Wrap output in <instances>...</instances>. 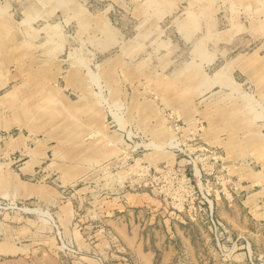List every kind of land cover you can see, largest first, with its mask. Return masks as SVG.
I'll return each mask as SVG.
<instances>
[{
	"label": "rangeland",
	"instance_id": "1",
	"mask_svg": "<svg viewBox=\"0 0 264 264\" xmlns=\"http://www.w3.org/2000/svg\"><path fill=\"white\" fill-rule=\"evenodd\" d=\"M0 264H264V0H0Z\"/></svg>",
	"mask_w": 264,
	"mask_h": 264
},
{
	"label": "crops",
	"instance_id": "2",
	"mask_svg": "<svg viewBox=\"0 0 264 264\" xmlns=\"http://www.w3.org/2000/svg\"><path fill=\"white\" fill-rule=\"evenodd\" d=\"M262 202V200H259V203H261ZM261 206V205H260ZM260 209H263V208H260Z\"/></svg>",
	"mask_w": 264,
	"mask_h": 264
}]
</instances>
